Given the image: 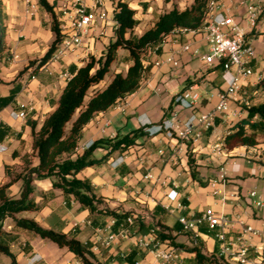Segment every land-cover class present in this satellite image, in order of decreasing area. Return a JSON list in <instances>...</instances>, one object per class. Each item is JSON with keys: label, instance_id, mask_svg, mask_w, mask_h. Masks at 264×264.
I'll return each instance as SVG.
<instances>
[{"label": "crops", "instance_id": "obj_1", "mask_svg": "<svg viewBox=\"0 0 264 264\" xmlns=\"http://www.w3.org/2000/svg\"><path fill=\"white\" fill-rule=\"evenodd\" d=\"M2 1L7 14L9 54L6 63L0 64V99L7 98L18 83L21 89L11 103L0 108V186L10 181L6 167L17 168L16 171L11 170L14 175L22 173L27 166L38 164L33 150L32 129L27 120L36 121L39 130L45 119L57 108L62 91L73 76L72 68L86 65L91 55L100 58L115 37V27H104L99 21L87 36L85 48L60 62L49 60L39 70L30 68L14 83L19 72L31 62L39 61L53 43L52 19L40 8L37 0ZM48 1L56 5L55 11L60 20V6L64 0ZM104 1L110 17L114 19V0ZM125 1L137 11L140 25L136 30L140 33H136L139 35L153 27L160 15L173 8L183 11L194 4V0H190L186 6L178 0L169 3L165 0ZM221 1L230 9L236 21L241 23L246 40L256 50V58L251 64L253 75L243 81L239 93L243 97L264 74V13L259 16L257 27L253 28L242 3L254 0ZM261 6L264 9V0ZM186 42H190L194 48L206 50L201 35L175 32L168 36L159 51L149 48L145 52L143 64L150 68L149 74L136 92L118 101L108 111L96 114L84 127L76 155L83 153L96 141L115 140L133 130L142 129L145 124L154 131V127L174 111L175 106L173 111L168 109L187 84L191 86L198 82L201 85L202 103L197 112H206L215 107L217 95L225 87L220 68H208L198 75L196 72L200 68L194 66L196 58L191 55L184 56L183 64L176 68L154 66L158 59ZM119 55L125 57L127 53L120 49ZM128 68L129 65L125 63L113 64L111 74L100 85L93 87L89 96L93 90L105 88L112 80L111 75L126 73ZM28 92L36 96L35 110L25 120L15 118L13 112L20 110V102H27ZM232 109H240L238 103L233 104ZM181 114L189 115L190 111L183 110ZM237 120L231 123L226 118H217L215 127L205 132L202 140L194 146L182 143L166 133L149 134L144 130V135L136 140V145L129 151L116 152L103 165L86 168L78 175L91 180L97 194L104 198L105 204L100 208L107 207L120 215L129 212V215L138 216L133 225L124 223L132 231L131 237L121 240L111 249L104 248L94 237L97 230L105 228L114 220L112 216L92 214L84 209L73 197H66L61 189L53 187L55 178H35L32 199L41 209L23 212L15 217L35 220L45 229L76 234L81 242L91 244L92 252L103 264H162L151 252L137 246L138 239L159 230L160 224L167 226L165 232L174 237L176 244L184 246L178 247L184 264H240L231 257L220 256L221 243L216 238L217 231L211 230L207 223L199 225L195 232H186L178 222L180 217L196 220L203 212L213 210L230 222L226 229L227 239L238 246L245 244L248 247L251 264H264V206H256V202L264 200V158L251 156L252 148L237 146L228 149L220 140ZM189 149L193 150L198 178L203 184L191 175ZM105 153L106 148L100 147L94 152V157L100 158ZM28 155H31L29 159L32 158V161H27L28 165L22 168V162L28 160ZM223 172L226 174L225 183L219 180ZM217 180L218 185L213 187L212 183ZM22 188L23 181H16L9 187L8 196L19 198ZM254 190L257 196L252 199L250 192ZM172 191L178 193L175 202H171L168 197ZM246 227H252L257 234L246 232ZM112 229L119 233L121 224L114 225ZM4 231L18 236L11 244V250L20 264H82L67 248H60L55 243L57 248L53 250V246L48 244L50 240L16 228L13 218L5 221ZM194 235L205 257L201 262L196 261V253L191 251ZM51 249L58 255L48 261ZM6 257L0 254V264H11L10 258L7 260Z\"/></svg>", "mask_w": 264, "mask_h": 264}, {"label": "trees", "instance_id": "obj_2", "mask_svg": "<svg viewBox=\"0 0 264 264\" xmlns=\"http://www.w3.org/2000/svg\"><path fill=\"white\" fill-rule=\"evenodd\" d=\"M167 3L171 0H165ZM209 0H194V4L183 11L177 8L160 15L153 27L143 32L136 33L140 25L137 11L132 9L125 0H114V21L116 22L115 37L106 47L100 58L91 55L86 65L72 68L73 76L67 82L62 91L57 108L50 114L37 130L38 124L32 119L27 124L32 129L33 150L38 159L36 166H27L20 174H12L6 167V174L10 181L0 186V254L7 256L11 264H20L17 256L11 250V244L18 236L4 231L5 221L13 218L15 227L34 233L35 235L56 243L60 248H67L82 264H103L99 262L91 250V244L83 243L77 235L66 234L52 229H45L35 220L15 216L30 211H39L33 199V182L35 178H55L54 188L62 190L66 197H73L84 209L92 214H104L112 216L115 225L124 224L129 212L117 214L116 211L107 207L100 208L105 204L102 196L98 195L94 185L89 179H82L78 175L89 167L101 166L108 158L116 152H127L136 145V140L144 135V129L133 130L131 133L120 136L115 140H99L81 154L76 155L79 140L84 127L92 121L96 114L105 112L116 105V103L138 90L142 80L149 74L150 68L143 64V55L149 48H157L159 51L164 39L178 29L199 30L205 25L207 6ZM38 5L46 11L52 19L51 30L54 41L46 54L39 60L31 62L26 68L19 72L17 82L30 68L39 70L47 64L55 52L58 44L63 40L59 17L55 11L56 5L48 0H37ZM7 14L3 1L0 0V64L6 63L8 57L7 47ZM126 51L127 56L119 55V50ZM125 63L129 65L126 73L119 72L111 75V82L102 89L90 90L100 85L111 74L113 64ZM218 69V67L210 70ZM0 83L2 80L0 79ZM189 84L186 85V89ZM21 85L16 84L7 98L0 99V108L13 101L20 91ZM89 96V100L87 97ZM176 105L172 101L168 111H173ZM245 114L229 127L223 135L227 148L243 146L254 148L259 139L264 136V74L251 90L242 97L239 104ZM105 147L106 153L95 158L94 152ZM75 155V157H74ZM193 150L188 151V163L194 180L201 182L198 178L196 160ZM23 181V188L19 198L8 196L9 187L16 181ZM167 226L160 224L159 230L153 233L160 241L168 242L175 247H184L176 244L174 237L166 234ZM191 251L196 253V261L201 262L205 257L200 252L199 245L194 246Z\"/></svg>", "mask_w": 264, "mask_h": 264}, {"label": "built area", "instance_id": "obj_3", "mask_svg": "<svg viewBox=\"0 0 264 264\" xmlns=\"http://www.w3.org/2000/svg\"><path fill=\"white\" fill-rule=\"evenodd\" d=\"M261 1L242 3L247 9L248 22L253 28L257 27L259 16L264 13ZM31 8L34 9L33 6ZM60 12L62 13L59 20L60 29L64 38L53 53L51 62H60L85 48L87 36L99 21L104 27H115L116 25L106 9L104 0H64L60 6ZM175 32L180 34L192 32L201 35L205 41L206 50L194 48L190 42H186L172 50L164 58L158 59L154 66L167 65L176 68L183 64L184 56L191 55L193 58L200 59L209 69L220 68L225 87L219 91L218 101L214 108L206 112H197L196 110L202 103V95L201 85L196 82L175 97L174 111L154 127V131L147 124L143 128L149 134L166 133L182 143L194 146L202 140L205 132L215 127L217 118H226L233 123L242 117V110H233L232 106L241 102L242 97L239 93L243 81L253 75L251 64L256 58V50L254 45L246 40V32L241 23L236 21L235 16L221 0H209L205 25L202 28L193 31L178 29L173 33ZM167 38L163 40L161 46L167 42ZM36 101V96L28 92L27 102H20V110L13 112V116L21 120L27 119L30 113L35 110ZM183 110L190 111V114L182 115L181 111ZM220 140L224 142L223 138ZM147 178H151V176H147ZM219 180L225 183L226 174L224 172L220 175ZM218 183V180L214 181L213 187H216ZM173 192L168 195L171 202H175L178 196L177 192H174L175 194ZM256 196L255 190L250 192V198L253 199ZM178 206L181 205L178 204ZM256 206L263 207L264 200L256 202ZM137 219V215H129L126 223L133 225ZM178 222L186 232H195L199 225L207 223L211 230L217 231L216 238L221 243L220 256L231 257L240 264H251L248 247L245 244L238 246L227 239L226 229L230 222L225 217L217 215L213 210L203 212L196 220L180 217ZM115 224L116 221L112 220L105 228L96 231L95 241L106 249H111L121 240H127L132 235V231L126 228L125 224H121L119 233L114 232L112 228ZM246 232L257 234L252 227H246ZM192 243L194 246L198 244L195 235ZM137 246L151 252L162 264H184L180 248L168 242L159 241L153 232L149 236L138 239ZM255 264L263 263L255 262Z\"/></svg>", "mask_w": 264, "mask_h": 264}, {"label": "rangeland", "instance_id": "obj_4", "mask_svg": "<svg viewBox=\"0 0 264 264\" xmlns=\"http://www.w3.org/2000/svg\"><path fill=\"white\" fill-rule=\"evenodd\" d=\"M178 2H183V4H185V6H186V4L188 5L190 3V0H178ZM136 32H139V31L136 30ZM123 57L124 56L122 55L121 56V60L123 59ZM194 63H195L194 66H199V68H200V70L196 72L198 75H200L202 71H205V70L208 69V67L200 59H196ZM115 67L116 66L114 65V68ZM238 106H239V103H238ZM235 147H237V146H235ZM235 147H232L231 149H234ZM250 155L251 156H261L262 158H264V136L259 139L258 145L256 147L252 148V153ZM29 157H31V155H28L26 157L28 160H24L22 162V165H21L22 168H24V167H26L28 165L27 161H29V162H30V160L32 161V158L29 159ZM11 170L16 171L18 169L17 168H13V169H10V171ZM48 244L53 246V247H51V248H53V250H55L54 247L57 248L56 247L57 245L54 242L48 241ZM57 255H58V252H53L52 249H51L49 254H48V257H47L48 261L50 259H53ZM7 260H9V258H7Z\"/></svg>", "mask_w": 264, "mask_h": 264}]
</instances>
